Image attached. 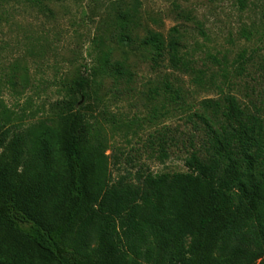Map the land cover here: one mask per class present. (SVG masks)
<instances>
[{
  "label": "rangeland",
  "instance_id": "1",
  "mask_svg": "<svg viewBox=\"0 0 264 264\" xmlns=\"http://www.w3.org/2000/svg\"><path fill=\"white\" fill-rule=\"evenodd\" d=\"M151 31L180 41V68ZM80 74L115 179L186 172L230 127L227 95L264 128V0H0V120L50 123Z\"/></svg>",
  "mask_w": 264,
  "mask_h": 264
},
{
  "label": "trees",
  "instance_id": "2",
  "mask_svg": "<svg viewBox=\"0 0 264 264\" xmlns=\"http://www.w3.org/2000/svg\"><path fill=\"white\" fill-rule=\"evenodd\" d=\"M143 43L184 63L174 36ZM91 85L78 75L47 124L12 129L3 109L0 264H264L261 117L229 94L230 127L209 156L193 152L186 172L115 179L88 116Z\"/></svg>",
  "mask_w": 264,
  "mask_h": 264
}]
</instances>
